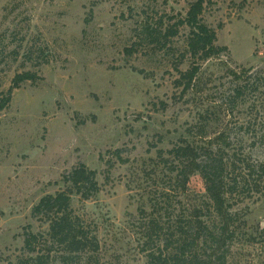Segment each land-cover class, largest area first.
<instances>
[{"label": "rangeland", "instance_id": "374dc122", "mask_svg": "<svg viewBox=\"0 0 264 264\" xmlns=\"http://www.w3.org/2000/svg\"><path fill=\"white\" fill-rule=\"evenodd\" d=\"M194 1L0 0V102L18 73L36 76L0 110V264L29 256L27 231L49 228L34 205L64 189L63 174L80 163L100 184L73 199L99 238V264H148L150 248L206 196L199 173L182 193L170 152L194 141L203 115L210 125L199 142L217 148L227 133L231 152L264 161V0H205L203 18L229 49L205 61L188 50L190 27L177 25ZM195 62L201 70L184 92L178 80ZM244 189L230 264H264V173Z\"/></svg>", "mask_w": 264, "mask_h": 264}, {"label": "trees", "instance_id": "16d2710c", "mask_svg": "<svg viewBox=\"0 0 264 264\" xmlns=\"http://www.w3.org/2000/svg\"><path fill=\"white\" fill-rule=\"evenodd\" d=\"M205 0L194 1L186 15L177 25L190 27L188 50L192 56L200 60H208L228 51L227 46L217 44V32L203 18ZM179 28L172 29L171 34L177 35ZM201 70V64L181 72L179 85L184 92L194 87V81ZM35 81L32 70L18 73L9 90V95L0 102V110L7 107L11 94L25 81ZM245 87L237 89L242 95ZM204 121L194 141L182 140L170 150L175 158L172 170L176 172L178 183L185 193L191 176L199 173L206 186V196L200 203L190 207L188 215L175 221L173 231L168 232L163 246L150 248L148 264H230L234 245L241 240V222L239 212L234 210L238 199L244 195L246 181L256 170L264 173V161L253 162L246 152H231L233 146L230 136L219 134L221 145L214 148L212 139L204 135L210 125L209 116H202ZM199 131V130H197ZM119 157H122L119 154ZM65 188L43 196L33 207L35 218L49 225L48 230L27 231L25 248L30 253L21 258L19 264H99L100 241L75 213L73 199L79 195L84 199L100 191L97 171L80 163L63 174ZM158 222L149 225L150 240ZM264 231V230H263ZM255 232H249L248 241L256 242ZM160 237H158L159 239Z\"/></svg>", "mask_w": 264, "mask_h": 264}]
</instances>
